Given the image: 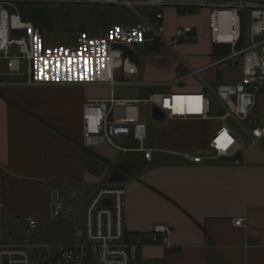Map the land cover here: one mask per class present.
Segmentation results:
<instances>
[{"label": "crops", "instance_id": "0c3cea01", "mask_svg": "<svg viewBox=\"0 0 264 264\" xmlns=\"http://www.w3.org/2000/svg\"><path fill=\"white\" fill-rule=\"evenodd\" d=\"M162 12L166 40L172 39L184 25L196 30L192 38L200 33L202 45L211 47L208 11L207 34L205 29L201 30L202 24L197 17L185 19L174 8H164ZM174 19L179 23L173 24ZM182 21L186 24H181ZM146 51L144 55L137 52L138 62H134L140 78L147 75L145 68H139L143 61L145 67L153 66L155 71L150 75L161 79L144 80L166 86L142 87L143 90L159 89L154 93L204 91L199 77H196L198 88L184 87L185 81L192 78L188 77L190 70L186 66L190 64L176 57L174 50ZM178 67L185 70L180 71ZM201 76L208 84L215 85L219 81H238L241 70L222 65L204 70ZM23 81H7L11 85L0 87L4 224L7 220L13 224L24 223L27 227L28 217L37 219L39 226L34 240L41 243L49 241L45 227L48 222H45L46 189L58 188L65 196L69 193L71 199L77 198L79 190L84 189L86 209L98 190L112 185L111 175L117 171L122 173L116 170L117 165L128 159L121 156L125 153L110 146L89 150L83 145V105L90 99L104 98L91 97L89 89L86 91L81 86L18 85ZM258 105H264V93L258 96L256 108ZM168 121L175 129L162 140L164 147L159 149L166 152L156 153L171 158L159 159L154 152L152 160L148 161L143 153L135 152L142 157L131 158L136 161L138 170L132 176L122 173L127 179L114 184L126 189L124 219L129 232L147 235L158 225L170 229V250L151 244L134 249L131 264H264V144L262 148L251 146L246 136L248 152L239 166L230 159L193 163L171 151L209 153L217 122ZM111 166L115 169L112 172ZM238 218L247 220L244 227L234 226L233 220ZM24 236L25 233L13 244L19 243ZM73 243L74 235L50 244Z\"/></svg>", "mask_w": 264, "mask_h": 264}, {"label": "built area", "instance_id": "2783aa9c", "mask_svg": "<svg viewBox=\"0 0 264 264\" xmlns=\"http://www.w3.org/2000/svg\"><path fill=\"white\" fill-rule=\"evenodd\" d=\"M87 4L155 8L154 15H140V31L147 39L121 41L101 38L74 48L44 46L42 29L34 22L22 19L20 5ZM174 8L180 13L205 9L209 12L210 41L214 45H230L229 54L214 55L212 62L202 69L190 70L188 77H199L204 91L192 93L161 92L146 99H117L118 85L134 87L166 86L140 78L137 65L125 56L130 45L159 42L162 48L188 42L195 34L193 27L179 28L174 37L165 39L162 9ZM249 13L250 29L247 44L244 39V12ZM242 39L241 48L237 49ZM5 61L7 73L0 69V87L11 85L2 77H23L18 85L26 86H99L109 87L111 95L104 99H90L82 108L83 145L89 150L110 146L122 153L141 152L151 161L154 152H166L146 147L147 127L141 118L140 107H157L167 120L216 121L219 126L209 143V153L174 152L193 163L230 159L242 165L248 150L245 136L251 146L262 148L264 124L249 130L243 122L253 115L258 96L264 93V0H0V63ZM23 63L26 65L23 70ZM227 65L241 70L238 81H219L208 84L201 74L204 70ZM120 78V80H117ZM180 98V101H178ZM212 105L215 111L212 114ZM234 120L243 132L227 124ZM133 139L135 149L118 145L119 141ZM45 222L63 219L70 213L65 193L55 187L46 189ZM126 189L112 184L98 190L85 209V222L74 229L72 245L55 246L46 240H34L39 221L27 218L25 236L19 243H7L4 232V176L0 172V264H131L132 251L146 245H163L171 249L170 229L158 225L147 235L131 233L125 226L124 207ZM110 200L111 205H105ZM245 218L233 220L236 227L246 225Z\"/></svg>", "mask_w": 264, "mask_h": 264}, {"label": "rangeland", "instance_id": "374dc122", "mask_svg": "<svg viewBox=\"0 0 264 264\" xmlns=\"http://www.w3.org/2000/svg\"><path fill=\"white\" fill-rule=\"evenodd\" d=\"M20 13L22 15V19L26 21L34 22L38 25L43 32L44 46H64L68 48H74L81 45V42L88 43L94 39L101 38H109V39H118L121 36V41L127 40L129 41L130 36L134 39H147V36L143 35L140 31V15H154L156 13L155 8L150 7H136L135 10L125 7V6H102V5H87V4H48V5H20ZM36 9H42L43 17V25L38 24L34 21V14ZM180 15H184L185 19L189 17H197L200 19L202 29H205L206 32V15L207 10L199 9L193 11H187L184 13H179ZM201 17V18H200ZM179 23L178 19H174L173 24ZM181 24H186L185 21H182ZM180 26L179 28H183ZM178 28V29H179ZM249 29H250V19L249 13L247 11L244 12V39L247 44L249 38ZM177 32V31H176ZM167 37V35H166ZM171 39H167L170 41ZM149 47H151V43L145 44H136L130 46H126L124 50L128 49L137 55L147 54L146 51ZM165 48H162L163 50ZM149 50V49H148ZM174 50L176 57H180L189 63L194 69L200 68L202 65L208 64L212 61L213 58H220L217 55H214V49L211 47L203 46L200 33L194 38H191L186 43H181L172 47L171 51ZM133 61L131 56H127ZM134 62V61H133ZM138 66V65H137ZM141 70L144 68L147 71V75L145 74L144 79L146 80H161L158 76L150 75L152 72L154 73L153 66L145 67L143 61H140L139 68ZM26 65L23 63V70H25ZM143 68V69H142ZM0 69L3 74L7 73V64L5 61L0 63ZM180 71H184L185 69H181L178 67ZM156 73V72H155ZM204 76H206L204 74ZM143 79V80H144ZM164 80V78H162ZM3 81H20L25 80L23 77H11V76H3ZM120 80V78H117ZM199 81L196 77L189 78L185 81L184 87H194L198 88ZM85 90L89 89L88 93L91 97H102L109 98L111 95V89L109 87H99V86H88L83 87ZM84 90V91H85ZM87 91V90H86ZM159 89H150L143 90L141 87L134 86H125L118 85L114 88L115 97L117 99H144L148 98L150 93L158 92ZM172 91V90H171ZM174 93L182 92V93H192L189 91H172ZM196 92V91H195ZM141 110V118L143 123L147 127L148 139L146 141V147L149 148H163L162 140L166 136H170L172 130L175 128L173 124L168 120L164 121H156L152 115V107L148 104H142L140 107ZM212 114L215 111L214 105H212ZM256 123L258 125L264 124V105H258L256 110L254 111L251 118L245 122H243L244 126L249 130L253 124ZM216 126H219L218 123H215ZM227 124L230 127L236 128L238 131L243 132L242 129L239 128L237 123L229 119ZM247 137H244L246 142ZM264 144V142H262ZM118 145L124 148L134 149L139 147V143L135 142L133 139L119 141ZM114 154V152H113ZM156 156H159V159L167 160L171 157L167 155H157L158 153H154ZM138 153L130 152L126 155H121L122 157H126V159H142L141 156H138ZM111 172L114 171L113 166L109 169ZM138 169H131L130 172L133 174L136 173ZM109 178V177H108ZM86 195V190L80 189L78 192V196L75 199H71L70 194H66V201L70 208L71 213L63 218L50 220L46 224V231L48 234V242L52 243L58 241L59 239H66L73 237V230L76 226H81L85 222V209H84V201ZM83 218V221H82ZM80 221V222H79ZM5 229L4 232L6 234L7 243L13 244L17 239L21 238L25 233V225L24 223L16 222L15 224L8 222L5 220ZM54 240V241H53ZM9 241V242H8ZM17 244V243H16Z\"/></svg>", "mask_w": 264, "mask_h": 264}, {"label": "water", "instance_id": "95a60500", "mask_svg": "<svg viewBox=\"0 0 264 264\" xmlns=\"http://www.w3.org/2000/svg\"><path fill=\"white\" fill-rule=\"evenodd\" d=\"M242 46V39L239 41L238 45H237V49L241 48ZM214 52L218 55H225V54H229L231 51V46L230 45H214L213 47ZM153 118L156 121H164L165 120V114L158 109L157 107H154L153 112H152ZM241 159V155H237L233 160H240ZM228 159H223V161H226ZM127 179V177L125 175H123L120 172H114L111 177H110V183L111 184H118L121 183L123 181H125ZM105 205L110 206L111 205V201L108 200L105 202Z\"/></svg>", "mask_w": 264, "mask_h": 264}, {"label": "trees", "instance_id": "16d2710c", "mask_svg": "<svg viewBox=\"0 0 264 264\" xmlns=\"http://www.w3.org/2000/svg\"><path fill=\"white\" fill-rule=\"evenodd\" d=\"M42 9H36V12L34 14V21L38 24L43 25V13ZM150 44V43H149ZM149 49V50H148ZM147 50L149 52H160L162 47L159 42H153L151 43V47H149ZM125 51V56H131L134 62H138L137 55L134 54L133 52L129 51L128 49L124 50ZM137 166V163L135 160L128 159L123 163H120L117 165L116 170L121 171L122 173L126 174L127 176H132L134 175L132 172H130L131 169H134Z\"/></svg>", "mask_w": 264, "mask_h": 264}, {"label": "bare ground", "instance_id": "6f19581e", "mask_svg": "<svg viewBox=\"0 0 264 264\" xmlns=\"http://www.w3.org/2000/svg\"><path fill=\"white\" fill-rule=\"evenodd\" d=\"M178 101H180V99Z\"/></svg>", "mask_w": 264, "mask_h": 264}, {"label": "snow or ice", "instance_id": "6c2138e0", "mask_svg": "<svg viewBox=\"0 0 264 264\" xmlns=\"http://www.w3.org/2000/svg\"><path fill=\"white\" fill-rule=\"evenodd\" d=\"M177 99H180V98H177Z\"/></svg>", "mask_w": 264, "mask_h": 264}]
</instances>
